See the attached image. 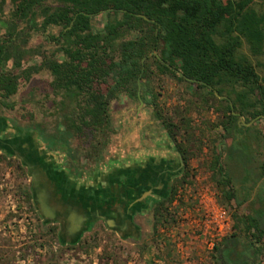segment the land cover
Masks as SVG:
<instances>
[{"label":"rangeland","instance_id":"rangeland-1","mask_svg":"<svg viewBox=\"0 0 264 264\" xmlns=\"http://www.w3.org/2000/svg\"><path fill=\"white\" fill-rule=\"evenodd\" d=\"M24 4L23 0L0 1V23L13 19L28 28L20 18ZM251 6L264 13V0ZM114 17L108 10L99 11L92 17L94 30L104 31ZM32 19L40 24L42 17L38 13ZM60 29H29L27 45L37 52L21 66L8 61L0 70L18 75L16 91L9 97L0 93V264H222L215 246L231 234L249 247V264H264V235H252L255 229H247L249 216L264 213V111L260 106L264 96L252 94L254 107L242 108L238 102L233 113L239 123L229 130L228 91L236 98L240 87H228L224 94L199 88L163 70L156 58L158 49L142 58L137 81L112 94V74L93 81V92L109 101L103 114L92 97L71 96L54 87L48 62L68 56L48 35H58ZM6 31L0 24V38ZM139 34L128 31L106 38L108 62L120 58L123 41ZM236 54L249 60L264 78V41L254 50L242 38ZM153 100L162 118L173 123L176 149L185 155V165L173 179L171 195L148 210H137L134 232L125 233L117 219L101 208L114 203V191L109 182L106 185L107 178L115 175L110 161L119 159L115 164H120L134 152L156 153L159 148L157 159H174L165 151L169 140L163 136L161 120L153 118ZM252 111L259 112L254 116ZM99 112L100 117L95 116ZM243 138L248 140L247 148L238 142ZM65 152L70 172L83 173L82 184L63 188L68 199L77 197L78 205L86 209V215L73 214V223L65 220L68 212L45 200L38 177L37 165L66 160ZM114 180L120 181L121 174ZM40 199L57 217L44 214ZM80 216L85 218L82 227L77 224Z\"/></svg>","mask_w":264,"mask_h":264},{"label":"trees","instance_id":"trees-1","mask_svg":"<svg viewBox=\"0 0 264 264\" xmlns=\"http://www.w3.org/2000/svg\"><path fill=\"white\" fill-rule=\"evenodd\" d=\"M23 1L25 4L21 7L20 18L28 28L19 27V22L13 19L1 20L7 31L5 37L0 38V70L8 61L21 66L28 55L37 52L36 48L27 45L31 36L29 29L60 26L59 34H49L48 38L59 42L68 58L51 59L48 62L54 76V87L71 96L92 97L103 114L107 112L109 101L93 92V81L112 74V94L130 82L137 81L142 71V58L149 51L158 49L159 56L156 55V58L163 70L173 72L180 79L194 82L199 88L210 87L212 94H215L214 90L224 94L228 87L235 90L240 87L236 98H232L228 91L231 100L228 103L231 112L227 127L229 130L235 129L239 123L236 120L238 115L233 113L238 102L242 108L246 105L254 107L256 103L252 94L259 92L264 96V78L256 72L249 60L241 59L236 54L242 38L250 42L254 50L264 41V13L251 6L255 0ZM101 10H108L115 16L106 22L102 32L95 31L92 24V17ZM38 13L42 17L40 24L32 19ZM117 14H121V18ZM128 31H139L140 34L123 41L120 58L108 62L111 56L106 38L114 39ZM17 83L18 75L0 71L2 96H11L17 89ZM152 104L155 107L153 118L161 120L168 136L174 138L173 123L162 118L155 100ZM260 106L263 112V101ZM100 112L95 116L100 117ZM258 112L252 111L251 115L256 116ZM238 142L248 147L247 139ZM237 155H242V151L239 150ZM112 165L113 160L110 161V168ZM57 168L65 170L61 165ZM99 169L91 172L87 180L98 173ZM65 174L72 178L83 173L77 170L76 173L69 171ZM71 182L78 184L76 180ZM248 222L247 229H255L252 235H264V213L249 216ZM215 248L222 264H249L250 253H246L249 247L244 246L236 234L227 236L223 244Z\"/></svg>","mask_w":264,"mask_h":264},{"label":"flooded vegetation","instance_id":"flooded-vegetation-1","mask_svg":"<svg viewBox=\"0 0 264 264\" xmlns=\"http://www.w3.org/2000/svg\"><path fill=\"white\" fill-rule=\"evenodd\" d=\"M164 130L163 136L169 140L165 151L174 156L173 160L168 157L157 159L159 153L162 152L160 148L157 152L155 151L156 153H146L143 150H139L137 153L134 152L135 155H130L129 158L123 157L120 159L122 161L120 164H115L119 161V159H115L111 167V174H121V180L116 181L114 180L115 175L113 178L108 175L110 177L107 178L106 185L109 182L110 190L114 191V203L110 204L107 208L102 206L101 208L111 213L117 219V224L120 226L121 231L125 233L134 232V220L135 215L138 214L137 210L139 212L148 210L171 195L173 192V179L184 168L185 155L181 151L178 152L175 138L168 136L165 128ZM142 142L143 146H146L144 140ZM65 155L67 157L66 160L64 159L65 161L57 159L49 161V163H43V165H37L42 193L45 200L53 208L65 210L69 214L78 216L82 214L86 215L85 207L79 206L76 202L78 200L76 199L77 197L74 200L68 199L63 191L65 184L74 186L73 182H71L72 180H76L78 184H82L79 178L83 179V174L76 175L72 177L73 179L66 176L67 174L65 173H69L70 169L67 163L68 152L63 154V156ZM59 165L63 166L65 170H58L57 167ZM110 181H113V183ZM56 184L60 185L62 190H58ZM79 220L77 222L78 225ZM83 224L81 223V227L84 226Z\"/></svg>","mask_w":264,"mask_h":264},{"label":"water","instance_id":"water-1","mask_svg":"<svg viewBox=\"0 0 264 264\" xmlns=\"http://www.w3.org/2000/svg\"><path fill=\"white\" fill-rule=\"evenodd\" d=\"M40 202H41V209L43 210L44 214L47 217H50V218L57 217L56 211L49 208L42 199H40ZM64 216H65V220H67L68 222H71V223L76 222L75 216L73 214H65ZM83 218H84L83 216H80L79 223L84 221L85 218L84 219ZM77 228H79V226H77ZM73 229H74V227H72L71 232L73 231Z\"/></svg>","mask_w":264,"mask_h":264}]
</instances>
